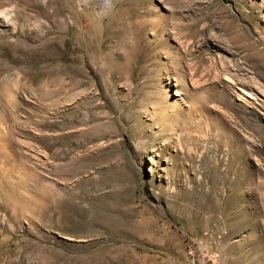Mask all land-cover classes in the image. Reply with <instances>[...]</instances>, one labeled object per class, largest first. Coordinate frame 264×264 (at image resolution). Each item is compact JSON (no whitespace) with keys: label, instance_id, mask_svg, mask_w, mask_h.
<instances>
[{"label":"rangeland","instance_id":"obj_1","mask_svg":"<svg viewBox=\"0 0 264 264\" xmlns=\"http://www.w3.org/2000/svg\"><path fill=\"white\" fill-rule=\"evenodd\" d=\"M264 264V0H0V264Z\"/></svg>","mask_w":264,"mask_h":264},{"label":"built area","instance_id":"obj_2","mask_svg":"<svg viewBox=\"0 0 264 264\" xmlns=\"http://www.w3.org/2000/svg\"><path fill=\"white\" fill-rule=\"evenodd\" d=\"M183 251H188V260H184V264H215L214 254L197 242L186 244Z\"/></svg>","mask_w":264,"mask_h":264},{"label":"bare ground","instance_id":"obj_3","mask_svg":"<svg viewBox=\"0 0 264 264\" xmlns=\"http://www.w3.org/2000/svg\"><path fill=\"white\" fill-rule=\"evenodd\" d=\"M186 252V260H188V251H184Z\"/></svg>","mask_w":264,"mask_h":264}]
</instances>
